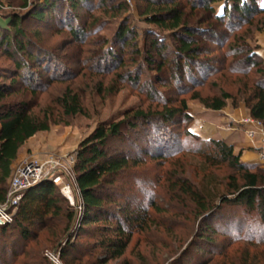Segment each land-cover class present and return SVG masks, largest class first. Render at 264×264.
<instances>
[{
	"label": "trees",
	"instance_id": "obj_1",
	"mask_svg": "<svg viewBox=\"0 0 264 264\" xmlns=\"http://www.w3.org/2000/svg\"><path fill=\"white\" fill-rule=\"evenodd\" d=\"M61 1L63 0L36 1L33 11L10 17L5 30L10 34L0 36L1 53L12 63L11 67L0 68V204L5 201L11 167L20 148L36 134L48 131L53 124L50 113L41 109L36 102L25 101L24 98H10L23 93L36 97L45 84L59 79L54 74L61 70L49 55L26 37L20 23L30 17L51 18L56 12L59 13L58 3ZM64 1L72 13L76 9H91L92 0ZM107 1L111 0H98L97 8L105 10L104 3ZM214 2H223L219 12L212 7ZM22 3L26 8L27 0H22ZM171 4L172 0H166L162 4L161 12L148 13L145 22L172 34L175 46L170 50L172 66L169 67L168 79L173 81L171 86L175 83L174 90L178 91V86L184 79L191 84H199L198 77L205 76L206 71L209 72L213 65L211 59L205 60L201 57L209 54V49L198 45L197 36L202 35L213 40L219 34L213 26L192 27L182 10ZM190 5L193 9L201 8L208 13L218 26L224 24L226 28H234L236 22L247 24L248 20L261 15L258 23L264 28V8L256 0H193ZM65 24L67 26L69 23ZM86 30L87 27L80 25L69 27L72 40H79L81 44H84ZM128 32V29L117 32L118 41L124 39L122 47L133 44L131 38L125 40ZM150 44L151 52L161 57V64L157 68L160 70L169 65L166 62L168 58L165 56L167 53L164 45L156 40ZM106 46L108 47L105 52L110 56V62H116V54L111 45ZM255 51L243 38L233 35L227 54L234 61L229 62L225 68L230 74L242 75V79H238L242 84L237 89L239 101L243 103L248 116L259 121L264 130V72ZM146 57L152 60V57ZM44 73L47 75H43ZM116 77L128 84L138 83V78L131 75L117 74ZM160 83L161 77L154 76L146 82V86L143 85L150 99H156L162 94L157 88ZM190 96L212 111L224 108L228 100H232L233 107L239 102L223 90L219 91L218 96L208 99H201L197 91ZM57 102L65 116L85 114L79 97L70 88H66ZM161 103L163 104L160 109L136 110L126 113V120L101 123L81 143L74 165L75 183L81 198V209L77 215L66 204L65 198L55 195L56 186L51 180L42 181L24 191L11 223L0 226V244H4L6 237H12L13 233L19 237L17 243L15 241L8 247L6 243L0 246V264H50L43 256V248L55 247L59 243V260L65 264H107L120 259L134 235L139 238L152 227L157 230L161 226L159 219L155 217L160 212L155 197L151 195L145 203L141 201L137 204L138 194L145 191L144 186L158 188L162 195L179 198L190 206L193 214L192 225L196 222L200 224L195 237L202 244L201 247H214L215 241L211 235L216 231L211 222L216 217L220 219L225 215L222 212L225 208L234 206L243 207L246 215H254L258 219L259 230H256L257 224L254 221L246 223L237 219L234 224L227 226L228 232H246L242 235L243 238L235 235V240L244 241L248 245H264V169L241 162L240 155L234 153L232 146L221 140H206L202 149L177 146L178 134L169 127L173 122L185 124L186 128L181 136L196 137L188 131L191 116L187 112L186 100L184 97L175 96L174 99H166ZM139 127L144 130L153 128L157 139L151 145L133 152L132 148L146 136L142 135L140 139L131 141L123 135L122 130L126 128L131 134L141 135L139 131L134 132ZM122 138L129 141L127 148L111 149V142ZM191 155L199 156L211 165H225L231 169L232 173L226 177L220 191H214L213 187L208 186L212 193L208 195L207 188L193 185L171 171L170 168L177 169V166H182L184 158ZM143 168L147 169L146 174L143 173ZM152 174L154 175L151 176ZM154 194H157L156 191ZM226 219L230 221L229 217ZM74 222L77 225L71 230ZM188 228L192 229L191 225ZM254 231L260 232L256 238ZM183 235L187 238L189 232ZM83 237L87 240L85 246L78 241ZM63 238L65 240L61 242ZM27 242L31 243L30 249L24 248ZM189 245L199 246L196 242ZM17 247L24 249L18 250ZM188 249L183 254L188 253ZM25 257H30L31 262L28 263V259L24 261Z\"/></svg>",
	"mask_w": 264,
	"mask_h": 264
},
{
	"label": "rangeland",
	"instance_id": "obj_2",
	"mask_svg": "<svg viewBox=\"0 0 264 264\" xmlns=\"http://www.w3.org/2000/svg\"><path fill=\"white\" fill-rule=\"evenodd\" d=\"M36 1L38 0H27V6L24 8L22 0H0V36L10 34V32L5 31L10 17L22 16L33 11L36 7ZM172 1L173 4L171 5H176L182 10L192 27L213 26L219 34L213 40L202 37V35L197 36L198 45L204 49L206 47L209 49V54H203L201 57L205 60L211 59L213 65L209 72L206 71L205 76L198 77L199 84H191L187 79H184L179 84L180 90L178 91L174 90L175 83L171 86L173 81L170 82L168 79L169 67L172 66L170 50L175 46L174 40L171 38L172 34L170 31L159 29L145 22L148 13L161 12L162 4L166 0H111L104 3L105 10L97 8L98 0H92L91 9L87 11L76 9L73 13L68 10V5L63 0L58 3L59 13H54L55 15H52L51 18L30 17L20 23L26 37L33 41L36 47L39 46L46 55H49L62 72H56L54 77H57L56 79L59 77V79L45 84L36 97L23 93L10 98L11 100L25 99V101L32 103L36 102L41 109L50 113L53 122L48 131L36 134L20 148L14 165L30 160L43 161L50 156L64 158L63 160L68 157L73 158L72 165L66 164L68 172L57 176V184H54L56 186L55 195L65 198L66 204L73 208L76 215L81 205L80 193L75 183L76 155L81 143L93 133L99 124L126 120V113L129 114V112L136 110L160 109L163 104L161 102L170 98L174 99L175 96L185 98L187 112L190 114L193 113V110L200 109L212 111L205 108L198 99L190 98V95L196 91L201 99H208L218 96L219 91L223 90L235 97L236 101H239L237 89L242 84L238 82V79H242V75H238V77L236 74H230L226 71L227 64L234 61V58L227 54L228 44L232 42L233 35H237L256 51L259 48L264 49V28H261L258 23L261 15L248 20L247 24L236 22L234 28H232L233 26L226 28L224 24L218 26L214 20L210 19L209 14L201 8L193 9L190 5L193 0ZM256 1L260 7L264 8V0ZM212 7L216 12H219L223 7V2H214ZM74 16L76 17L75 20L73 19ZM67 22L69 24L65 26ZM77 25L87 27L84 44H81L79 40L73 41L69 33V27L72 28ZM127 29L129 34L126 35L125 40L131 38L133 44L122 47L124 39L118 41L117 32ZM153 40L163 44L166 48L167 55L165 56L168 58L166 62L169 65L160 70L157 67L161 64V57L156 56L155 52H151L150 49V42ZM108 44L111 45V49L116 54V62H110V56H107V52H105ZM146 55L152 57V60H149ZM258 58L262 62L261 68L264 72V60L260 56ZM11 66V61L1 53L0 48V68ZM240 69L242 70V68ZM117 74L137 77L138 83L128 84L125 80L121 82L116 77ZM43 75L47 74L44 73ZM154 76L161 77L162 83L158 84L157 88L162 94L156 99H150L143 85L146 86V82H149ZM66 88H70L71 92L79 97L85 112L84 115L65 116L62 113L57 100ZM225 108L230 112L237 108H243L247 112L240 101L236 107H233L232 100H228L222 109ZM245 119L251 118L247 114L241 121ZM140 127L136 128L134 132L139 131L141 135L139 133L131 134L126 128L122 130L123 135L131 141L140 139L142 135L146 136L138 141L137 146L133 145V152L142 149L143 146L151 145L152 141L157 139L153 128L144 130ZM169 127L178 134L177 141L179 144L176 141L177 146H187L191 149L197 147L202 149L205 146L206 140L198 137L181 136L186 128L184 123L173 122ZM146 134L150 137H147ZM126 138L111 142V149L127 148L129 141ZM186 141L188 143L185 144ZM176 168H170L174 174L181 175L193 185L205 188L211 186L214 191H220L224 185V180L232 173L231 169L225 165H211L201 157L192 155L186 156L182 166ZM146 172L147 169L145 168L143 173L146 174ZM135 186L137 185L135 184ZM144 187L145 191L138 194L137 204L141 201L145 203L151 195L155 197L156 203L160 207V212L155 217L159 219L161 226L157 230L152 227L146 234L141 235L142 238L134 235L124 255L107 264H122L123 262L129 264H243L242 262H245L244 264H264V245H248L244 241L235 240V235L242 237L246 232H228L229 227L227 226L234 224L237 219L246 223L252 221L258 223V219L254 215L244 214L243 207L225 208L222 212L228 216L219 215L221 216L220 219L216 217V220L211 222L216 231L214 235H211L215 241L214 247H201L202 244L195 237L200 224L196 222L192 225L193 214L190 212V206L179 198L174 199L162 195L157 190L158 188ZM207 189L209 192V188ZM155 191L156 195L154 194ZM208 195H212V193L209 192ZM227 217L230 219L229 222ZM76 225L77 223L74 222L71 230ZM188 225H191L192 229H189ZM256 230H259L258 224ZM255 231L253 233L256 238L260 232ZM188 232V237L184 238L183 234ZM10 237V235L6 237L7 247L13 242L19 241V237L15 233ZM64 240V238L61 239V242ZM78 241L84 244L83 246L87 242L86 237L80 238ZM195 242L199 246L189 247L190 243ZM5 243L0 244V246H4ZM229 243L233 244L229 245ZM30 246L31 243L27 242L24 248L30 249ZM17 248L18 250L24 249L23 247ZM60 248V243L55 247L43 248V256L49 260L50 264H65L59 260ZM187 249L188 253L183 254ZM49 255H53L58 263ZM27 259L25 257L24 261L27 260L30 263L31 258L28 257Z\"/></svg>",
	"mask_w": 264,
	"mask_h": 264
},
{
	"label": "crops",
	"instance_id": "obj_3",
	"mask_svg": "<svg viewBox=\"0 0 264 264\" xmlns=\"http://www.w3.org/2000/svg\"><path fill=\"white\" fill-rule=\"evenodd\" d=\"M255 52L264 60V49L259 48ZM247 114L243 108H237L231 112L226 108L219 111L193 110V113H189L192 121L188 126V131L203 140H221L232 146L234 153L240 155L241 162L264 169V163L258 160L261 133L253 125H242L241 120ZM248 130L255 133L253 140L247 138L246 131Z\"/></svg>",
	"mask_w": 264,
	"mask_h": 264
},
{
	"label": "built area",
	"instance_id": "obj_4",
	"mask_svg": "<svg viewBox=\"0 0 264 264\" xmlns=\"http://www.w3.org/2000/svg\"><path fill=\"white\" fill-rule=\"evenodd\" d=\"M242 125H253L259 129L261 133V142L258 151V160L264 163V130L261 123L251 118L242 121ZM254 135L255 133L252 130L246 131V136L249 140H253ZM63 159L64 158L50 156L43 161L30 160L11 167L6 198L5 201L0 204V226L11 223L16 207L24 191L43 180H51L57 184V176L68 172L66 164L72 165L74 162L73 158L70 159L68 157L65 159L66 161ZM79 209H81V207H79ZM49 256L58 263L53 255Z\"/></svg>",
	"mask_w": 264,
	"mask_h": 264
},
{
	"label": "water",
	"instance_id": "obj_5",
	"mask_svg": "<svg viewBox=\"0 0 264 264\" xmlns=\"http://www.w3.org/2000/svg\"><path fill=\"white\" fill-rule=\"evenodd\" d=\"M43 181H45V180H43ZM41 182H42V181H41ZM41 182H39V183H41ZM39 183H38V184H39ZM32 187H33V186H32Z\"/></svg>",
	"mask_w": 264,
	"mask_h": 264
}]
</instances>
